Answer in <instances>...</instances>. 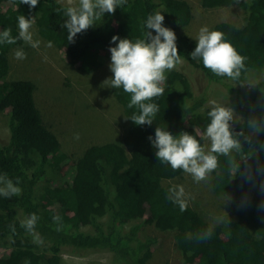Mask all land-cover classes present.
Masks as SVG:
<instances>
[{
	"label": "trees",
	"instance_id": "trees-1",
	"mask_svg": "<svg viewBox=\"0 0 264 264\" xmlns=\"http://www.w3.org/2000/svg\"><path fill=\"white\" fill-rule=\"evenodd\" d=\"M196 1L204 10L234 6L243 12L241 27L225 21L213 26L246 57L239 76H217L204 68L202 59L190 55L196 43L181 38L176 45L183 66L166 71L163 94L146 101L158 105L153 124L135 125L130 119L139 114L138 106L129 108L130 94L107 83L114 104L126 118L121 140L86 146L75 158L61 151L57 136L44 123L35 103L36 84L7 80L8 54L24 40L0 44V113L8 123L5 141L0 138V176L7 175L14 184L18 180L16 186L21 189L18 195H0V248L6 251L0 254V264H60L63 252L96 251L111 253L117 264H147L158 240L135 236L145 213L157 230L173 233L182 264H264V197L244 201L236 220L197 232L194 221L197 229H203L204 222L194 218L188 206L181 211L168 198L167 190L174 185L164 184L183 170L174 171L157 159L148 139L154 137L156 127L174 136L188 132L205 152L209 150L210 144L196 129L206 133L213 107L200 111L208 98L205 92H192L187 65L198 70L209 85H219V101L242 119L230 128L239 146L227 155L215 154L218 163L212 192L220 195L264 181V78L240 85L264 70V0ZM68 6L57 0H38L30 11L21 0H0V32L11 28V35L18 37V16L32 17L37 35L90 75L102 66L100 53L108 54L109 47L115 46L110 44L113 35L133 42L144 38L147 18L157 12L164 16L163 26L174 33L192 18L187 0H127L68 43L64 27ZM148 31L155 35L154 30ZM32 213L38 220L29 231L22 224ZM133 221L140 223L125 230ZM41 245L45 251L40 254Z\"/></svg>",
	"mask_w": 264,
	"mask_h": 264
},
{
	"label": "rangeland",
	"instance_id": "rangeland-1",
	"mask_svg": "<svg viewBox=\"0 0 264 264\" xmlns=\"http://www.w3.org/2000/svg\"><path fill=\"white\" fill-rule=\"evenodd\" d=\"M57 1L68 5L67 0ZM187 1L192 7V18L187 25L176 28V42L184 38L196 43L202 27L206 26L209 30H213V26L218 22L225 21L238 27L244 24L243 12L234 6L204 10L196 0ZM73 3H78V0H73ZM30 31L32 42L39 43L36 47H32L31 43L24 41L23 45L17 49H22L26 54V58L22 60L15 58L16 50H10L8 54L10 69L7 80L25 79L36 84L34 92L36 106L41 111L44 123L57 136L61 151L75 158L86 146L118 143L126 127V118L114 104L107 90V83H103L112 75L109 70V50L108 54L100 53L102 66L99 70L86 75L81 72L77 63L66 60L61 51L39 37L33 24ZM183 63L180 60L174 68L179 71ZM184 68L190 74L188 79L192 92H205L208 98L200 111L204 112L205 109L214 106L225 107L232 112L229 128L239 125L242 121L241 116L217 98L220 93L219 85L211 86L198 70L187 65ZM262 78H264V70L251 74L240 85L248 86L260 82ZM213 101L215 104L211 103ZM7 130L6 115L0 113V138L3 141L6 139ZM196 130L208 146L211 143L210 139L199 129ZM213 173L214 170L198 183L185 172L164 183L183 186L184 196L181 199L186 201L189 210L193 212V217L204 222L203 229H197V222L194 221L197 232L205 233L218 223L236 220V212L244 201L264 197V181L255 186L231 188L216 195L212 192ZM3 186L0 184V187ZM145 216L142 227L135 236L140 240L152 237L158 240V243L153 246L152 257L147 264H182V255L174 247L173 233H162L157 230L149 219L148 213H145ZM136 223L140 222L133 221L125 230ZM44 248L40 246V254L45 251ZM5 252L0 248V254ZM60 264L117 263L114 262V256L111 253L96 251L84 255L63 252Z\"/></svg>",
	"mask_w": 264,
	"mask_h": 264
},
{
	"label": "clouds",
	"instance_id": "clouds-1",
	"mask_svg": "<svg viewBox=\"0 0 264 264\" xmlns=\"http://www.w3.org/2000/svg\"><path fill=\"white\" fill-rule=\"evenodd\" d=\"M68 7L64 14L67 20L64 27L67 29L68 43H74L77 34H80L96 25L105 14H113L118 7L124 5L127 0H67ZM22 4L29 6V10L35 8L38 0H21ZM164 16L157 12L149 15L146 23L144 38L135 42L129 38H120L113 35L109 47L110 64L112 73L103 83H109L110 88H122L130 94L129 108L138 106L139 114H134L130 119L135 125H152V118L158 112V105L151 101L164 92L166 71L172 70L179 62L180 55L176 45V35L173 30L163 26ZM19 35L13 37L11 28L0 32V44H15L17 39L38 45V41L32 42L30 31L33 20L20 15L17 18ZM148 29H152L155 35ZM15 58L25 59L24 51L17 50ZM192 59H202L204 68L209 69L217 76L237 77L240 69L244 67L246 57L237 52L235 47L224 38V33L217 30H209L202 27L199 30L196 46L190 53ZM215 104V102H211ZM210 122L206 127V136L210 139V148L207 152L203 149L198 139L188 132H181L174 136L169 131L156 127L154 137H149L152 146L156 149L155 155L161 162L167 163L172 170H183L192 176L194 182H200L206 175L216 169L217 156L227 155L232 149L239 146L233 138L229 128L232 119L230 109L214 106L209 112ZM78 138V137H77ZM19 181L17 180L16 184ZM0 195L10 197L18 195L21 189L13 183L7 175L0 176ZM168 198L177 203L181 211L186 209L187 203L181 197L184 196V188L175 185L168 190ZM38 216L35 213L23 222L22 226L29 231L34 230Z\"/></svg>",
	"mask_w": 264,
	"mask_h": 264
},
{
	"label": "bare ground",
	"instance_id": "bare-ground-1",
	"mask_svg": "<svg viewBox=\"0 0 264 264\" xmlns=\"http://www.w3.org/2000/svg\"><path fill=\"white\" fill-rule=\"evenodd\" d=\"M223 7V6H222ZM36 70V69H35ZM39 114V113H38ZM10 123V122H9ZM8 124V123H7ZM5 125V124H4ZM64 133V132H63ZM48 135V134H47ZM53 138V136H52ZM65 138V137H64ZM201 202V201H200ZM220 209V208H219ZM204 213V212H203ZM176 229V228H175ZM184 234V233H183ZM119 236V235H118ZM119 238V237H118ZM124 238V237H123ZM182 241V240H181ZM194 243V242H193ZM201 252V251H200ZM180 254V253H179ZM96 256V255H95ZM167 260V259H166Z\"/></svg>",
	"mask_w": 264,
	"mask_h": 264
}]
</instances>
